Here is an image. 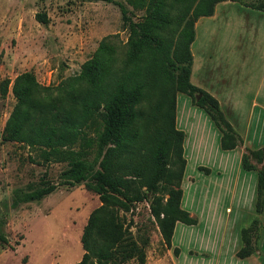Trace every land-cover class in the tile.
Instances as JSON below:
<instances>
[{"label": "rangeland", "instance_id": "1", "mask_svg": "<svg viewBox=\"0 0 264 264\" xmlns=\"http://www.w3.org/2000/svg\"><path fill=\"white\" fill-rule=\"evenodd\" d=\"M121 6L131 20L142 19L144 10L135 9L129 0H0V82L10 79L6 93L0 87V264H75L82 257V232L90 213L101 205L98 195L87 189L84 182L73 186L63 183L61 173L68 167L64 149L47 157L49 149L4 141L2 133L16 103L12 82L20 73L31 72L40 84L55 87L67 77L78 75L100 44L112 48L117 61L123 58L130 29ZM221 10L224 18L202 21L197 29L198 37L192 50L195 63L204 66L195 79L206 85L219 79V75L224 76L231 87L244 88L242 94L246 102L254 95L258 81L264 80V43L250 41L254 27L260 26L259 19L256 11H245L234 5ZM38 15L45 20L40 21ZM208 44H215L210 59ZM239 44L245 45L239 49ZM251 44L262 45L258 48ZM178 97L180 107L183 99L190 100L185 93ZM188 105L191 106L190 101ZM194 108L192 120L204 132L206 143L189 155L191 160L186 170L189 178L183 184L188 200L182 206L192 211L197 223L177 222L171 247L167 248L151 215V194L148 193L147 199L134 202L131 209L123 213V226L131 240L143 247L144 264H208L210 255L220 264L261 263L257 253L246 258L236 255L242 245L238 240L241 230L258 218L260 231L256 249L264 258V212L256 213L251 198L254 186L249 187V176L247 190L238 194L230 218L213 220L209 215L213 185L210 179L215 176L208 179L199 166L197 173L192 168L197 160L204 168L218 164L220 155L226 153H219L218 129L202 110ZM226 109L223 111L229 121L245 126L248 113L236 114ZM257 113L255 110L251 117V136L264 140V126L263 133L261 127L255 133L259 118L261 121L263 118ZM260 131L262 137H259ZM71 149L79 150L78 143ZM251 151L247 149V153ZM226 155L229 167L239 161L238 151ZM251 172L256 180V172ZM47 184H56V189L41 200L14 204L24 192ZM227 186H230L229 180L218 190L221 205L230 198ZM175 247L179 249L177 255L173 252ZM124 264L140 263L132 258Z\"/></svg>", "mask_w": 264, "mask_h": 264}, {"label": "trees", "instance_id": "2", "mask_svg": "<svg viewBox=\"0 0 264 264\" xmlns=\"http://www.w3.org/2000/svg\"><path fill=\"white\" fill-rule=\"evenodd\" d=\"M222 1L227 0H129L144 14L135 22L121 6L130 34L120 61L112 48L100 44L78 75L55 87L40 84L31 72L14 78L11 91L16 103L5 122L2 140L47 148V157L64 149L68 167L61 173L63 183L84 182L101 202L83 229L84 252L75 264H124L132 258L144 264V249L131 240L123 226V213L134 202L147 199L148 193L151 215L167 248L176 222L197 223V217L181 207L186 161L184 132L175 123L177 93L187 94L193 105L209 115L220 131L223 150L242 142L218 100L190 81L195 23L213 15ZM230 1L264 11V0ZM9 83V78L0 82L3 93ZM77 143L79 150L71 149ZM251 158L262 163L263 149L241 156L243 169L257 170L255 210L260 214L264 166L257 168ZM55 189L56 184L37 187L24 192L14 204L39 201ZM259 231L258 218L241 230L239 258L254 253ZM173 252L177 255L179 249L175 247Z\"/></svg>", "mask_w": 264, "mask_h": 264}, {"label": "crops", "instance_id": "3", "mask_svg": "<svg viewBox=\"0 0 264 264\" xmlns=\"http://www.w3.org/2000/svg\"><path fill=\"white\" fill-rule=\"evenodd\" d=\"M237 3V4H236ZM239 4V5H238ZM229 5H234L237 6L238 9H243L245 11H256L254 13H256L257 18L259 19V24L260 26L255 29L254 27V35L251 36L250 41H258L259 43H264V11H260V10H256L250 7H246L238 2L235 1H222L216 4L215 6V10L213 15L211 16H207V17H201L197 20V22L195 23V38L193 40V42L191 43L190 49H191V53L193 56V63H192V67H191V75H190V81L200 87V88H204L207 92H209L211 95H213L219 102L220 104V108L221 110L225 111L227 110L226 108L229 109V112H234V113H240V112H246L248 113V117H247V121L245 122V126L244 127H240L237 123H235V121H228L231 123L232 127L234 128V130L236 131V133L241 137V144L237 145L235 148L233 149H229V150H223L220 147V141H219V153H236V151H238V158L239 161L237 162V164H233V166H228L226 159H227V155L226 154H221L220 155V162L218 164L215 165H207L209 172L206 173V177L208 179H210L211 176H215L214 178L210 179L212 181V194L210 195V200H209V204H208V211H209V215H211L212 219H220L222 220V218L224 217V219L230 218L231 214L233 213V209L236 206V198L238 196V194H243L245 190H247V177L249 176V187L252 186L253 184V194L251 196L252 198V203L255 205V200H256V186H257V170L252 169V170H245L243 169L242 165H241V156L243 153L247 152V149H251V150H257V149H263V162L262 163H257L256 160L254 159V161H252L251 163L255 164L257 168H260L262 165L264 164V140L263 139H256L255 137L251 136V117L253 116V113L255 110H258L257 115L259 114L260 116H263L262 121L258 120V125H257V130H256V134L258 131V128L261 127L262 128V133H263V126H264V88H263V83L264 80L260 79L257 83L256 86V90L254 92V95L251 96V98L249 99V101H244L243 99V94L242 91L244 90V88L242 87V90H238L236 89L235 86H230L229 81L227 80L226 77L224 76H218L219 79L215 80L214 82L211 84V82L205 84H202L199 82V80L195 79V76L197 73H199V71L203 70V66L204 64H200L197 65V63H195V54L193 52V45L196 43L197 41V37H198V33H197V29L200 26L201 23H203L202 21H209V22H214L215 20H217L220 16H222V18H224V13H222V7L224 6H229ZM210 45V46H209ZM214 48L215 44H208L207 48L209 49L208 53H207V57L208 59H210V57L214 54L211 52V50ZM241 45H245V44H239V46H237V48L240 49ZM254 45L255 47L260 48L262 44H251ZM211 52V53H210ZM239 54L245 55V52H238ZM254 53H252V55H254ZM216 55V53H215ZM215 57V56H214ZM244 58V56H243ZM206 73V70L204 71ZM196 80V81H195ZM263 80V81H262ZM263 82V83H262ZM178 94L176 95V117H175V123H176V127L180 130H182L184 132V139H183V156L185 158V169H184V174H183V178H182V182H181V188H182V198H181V207L183 208V203L187 202L188 200V196H185V192H184V188H183V184L185 182L186 178H189L188 175L186 174V170L189 164V160L190 157V153L196 149L199 148V146H203V144H205L206 142H204V137L205 134L204 132L197 126H195V122L192 120V112L194 114L195 108L193 110V107H196V109H200L202 110L207 117L210 119V121L213 123V121L211 120V118L209 117V115L200 107L193 105L191 102V98L189 97L190 100H186L183 99V105L182 107L179 106L178 103ZM190 101L191 106L188 105V102ZM223 111V113H224ZM225 115V114H224ZM206 119V118H205ZM198 120V119H197ZM262 122V123H261ZM213 125L215 126V124L213 123ZM216 127V126H215ZM217 128V127H216ZM218 129V128H217ZM219 131V130H218ZM220 133V131H219ZM262 133L260 131L259 137H262ZM221 136V134L219 135V137ZM204 142V143H203ZM240 149V151L238 150ZM230 155V154H229ZM251 161V159H250ZM196 163L193 165V172L197 173V167L200 165L201 163L197 160L195 161ZM210 164V163H208ZM259 164V165H258ZM251 171H255L256 172V180L254 179V177L252 176V172ZM194 173V174H195ZM250 173V174H247ZM194 174H192L194 176ZM197 178V177H196ZM229 180V184L230 186L228 187V194H229V199L227 203H224L223 205H221L222 203L219 201V192L218 190L221 188H224V185L226 184V181ZM215 186V187H214ZM210 190V189H209ZM186 210V209H185ZM191 215H192V211L187 210ZM263 212H264V206H263ZM194 216V215H193ZM201 216V215H200ZM177 223V222H176ZM184 224V223H183ZM187 225V224H186ZM194 225V224H193ZM176 228V224L174 227V231ZM173 231V234H174ZM173 236V235H172ZM239 242L241 241V238L239 237ZM241 244V242H240ZM254 253H257V257H259V261L261 260V263L258 264H264V258L261 255V252L256 249L254 251ZM252 253L250 256L252 257V255L254 254ZM248 256V257H250ZM211 255L208 259V264H220L218 263V261H213L211 259ZM263 258V259H261Z\"/></svg>", "mask_w": 264, "mask_h": 264}]
</instances>
